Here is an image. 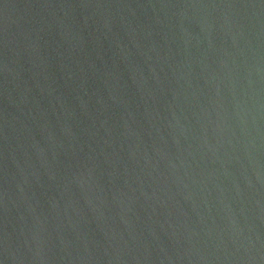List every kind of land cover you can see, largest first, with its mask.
Returning a JSON list of instances; mask_svg holds the SVG:
<instances>
[{"label": "water", "instance_id": "obj_1", "mask_svg": "<svg viewBox=\"0 0 264 264\" xmlns=\"http://www.w3.org/2000/svg\"><path fill=\"white\" fill-rule=\"evenodd\" d=\"M0 264H264V0H0Z\"/></svg>", "mask_w": 264, "mask_h": 264}]
</instances>
